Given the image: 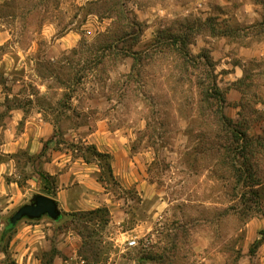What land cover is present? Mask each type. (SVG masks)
Listing matches in <instances>:
<instances>
[{
  "label": "rangeland",
  "instance_id": "1",
  "mask_svg": "<svg viewBox=\"0 0 264 264\" xmlns=\"http://www.w3.org/2000/svg\"><path fill=\"white\" fill-rule=\"evenodd\" d=\"M121 2L0 0V23L16 37L15 50L30 46L34 38L39 41L35 81L51 88L53 105L46 110L63 122L57 124L75 128L84 117L110 116L111 127L131 132L132 151L150 160L147 172L165 200L152 213L133 196L130 214L148 218V229L138 233L127 232L129 225H109L106 211L66 217L62 226L74 224L82 237L80 254L89 264L255 261L264 242V230L248 226L264 216L260 95L245 93L240 117L223 124L224 94L211 89L215 77L208 53L202 52L205 59L196 56L188 38L173 45L178 21L138 48L143 23L126 14ZM50 24L51 30L44 28ZM72 31L79 36L78 45L48 60L54 51L51 40ZM84 105H89L87 111ZM243 145L248 150L242 158ZM106 163L101 159L99 165ZM130 239L135 246H127Z\"/></svg>",
  "mask_w": 264,
  "mask_h": 264
},
{
  "label": "crops",
  "instance_id": "2",
  "mask_svg": "<svg viewBox=\"0 0 264 264\" xmlns=\"http://www.w3.org/2000/svg\"><path fill=\"white\" fill-rule=\"evenodd\" d=\"M121 6L126 14L143 23L145 35L139 37L138 48L178 21V41L188 38V48L199 58L205 59L202 52L208 53L215 77L213 86L224 94V117H240L245 93H258L261 99L256 106L264 109L262 3L122 0ZM52 27L44 25L49 30ZM258 27L260 33L255 31ZM38 42L34 38L30 46H16L15 50L16 37L0 23V264H89L80 254L82 237L71 227L74 224L62 226L66 217L105 209L109 225H129L127 232L138 233L148 229V218L130 214L128 205L135 201L133 196L148 205L147 212L165 200L147 172L150 160L132 151L131 132L111 127L110 116L84 117V124L75 128L57 124L63 122L46 110L53 105L51 88L35 81ZM78 42L79 36L73 31L54 38L50 42L54 51L46 58L55 61ZM133 55L129 56L130 64ZM84 106L87 111L89 105ZM87 146L108 155L109 180L100 161L87 155ZM38 193L56 201L60 218L22 219L7 229L14 211ZM248 226L254 231L264 230V216L253 218ZM259 248L261 256L247 264H264V242Z\"/></svg>",
  "mask_w": 264,
  "mask_h": 264
},
{
  "label": "water",
  "instance_id": "3",
  "mask_svg": "<svg viewBox=\"0 0 264 264\" xmlns=\"http://www.w3.org/2000/svg\"><path fill=\"white\" fill-rule=\"evenodd\" d=\"M60 215L61 213L56 201L51 197L38 193L32 196L29 203L18 207L9 217V222L15 225L22 219L34 220L42 216H47L52 220H58Z\"/></svg>",
  "mask_w": 264,
  "mask_h": 264
},
{
  "label": "trees",
  "instance_id": "4",
  "mask_svg": "<svg viewBox=\"0 0 264 264\" xmlns=\"http://www.w3.org/2000/svg\"><path fill=\"white\" fill-rule=\"evenodd\" d=\"M263 5H264V2H261ZM171 38V37H170ZM174 38H176V37H173V39ZM174 42H173V45L174 44H176L177 43V41H178V39H175V40H173ZM211 89H213L214 91H215V93H218L219 91L212 85V87H211ZM201 93V92H200ZM201 95L203 96V91H202V93H201ZM220 120H221V122L223 123V124H227L228 122H231L232 120L231 119H228V118H226V117H224L223 115L222 116H220ZM231 139H235V133L233 132H231ZM239 138L240 139H242V140H244L245 138H247V139H245V140H248L247 142H248V144H249V142H251V140H252V138L251 137H246L245 136V133H243V134H241V133H239ZM238 138V139H239ZM258 138H260L259 136H258ZM263 142H264V135H263ZM48 143H49V141L46 143V146L48 145ZM263 145V143H261V145L260 146H262ZM88 148V150L91 152V155L92 156H95L99 161L102 159V160H106L107 161V163H106V166L105 167H103L104 168V170H105V173H107V176L108 177H111L112 175H111V168H110V163H109V158H108V155L107 154H101V153H98L95 149H94V147L93 146H88L87 147ZM242 152L240 151V154H239V156L240 157H244L245 156V153L247 154V151L246 150H248V149H246L245 148V145H243L242 146ZM101 211H106L105 209H97V210H95V211H90V212H85V213H87V214H94V213H99V212H101ZM107 212V211H106ZM13 227V225L9 222V221H7V225H6V228L7 229H11Z\"/></svg>",
  "mask_w": 264,
  "mask_h": 264
},
{
  "label": "built area",
  "instance_id": "5",
  "mask_svg": "<svg viewBox=\"0 0 264 264\" xmlns=\"http://www.w3.org/2000/svg\"><path fill=\"white\" fill-rule=\"evenodd\" d=\"M136 245V240L135 239H130L129 241H127V246L128 247H133Z\"/></svg>",
  "mask_w": 264,
  "mask_h": 264
}]
</instances>
